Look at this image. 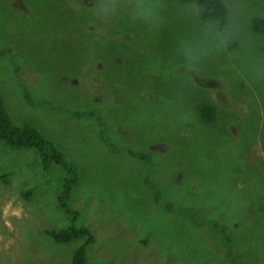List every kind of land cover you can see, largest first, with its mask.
Returning a JSON list of instances; mask_svg holds the SVG:
<instances>
[{
  "label": "rangeland",
  "instance_id": "374dc122",
  "mask_svg": "<svg viewBox=\"0 0 264 264\" xmlns=\"http://www.w3.org/2000/svg\"><path fill=\"white\" fill-rule=\"evenodd\" d=\"M247 2L264 20V0ZM94 5L0 0L5 106L77 166L68 208L94 236L87 263L264 264V66L254 77L229 45L192 76L172 73L184 21L149 30ZM0 176V264H70L84 239L45 234L72 218L57 206L66 171L0 139Z\"/></svg>",
  "mask_w": 264,
  "mask_h": 264
},
{
  "label": "clouds",
  "instance_id": "9594fccd",
  "mask_svg": "<svg viewBox=\"0 0 264 264\" xmlns=\"http://www.w3.org/2000/svg\"><path fill=\"white\" fill-rule=\"evenodd\" d=\"M220 10L211 0H95L94 12L105 20L125 19L141 23L149 30L160 31L169 19L184 21L174 34L172 73L182 69L185 76L194 75L211 57L223 55L229 45L235 46L256 77L264 66V35L253 30L255 13L247 0H219ZM211 11L216 20L202 14ZM255 80L260 81L258 77Z\"/></svg>",
  "mask_w": 264,
  "mask_h": 264
},
{
  "label": "trees",
  "instance_id": "16d2710c",
  "mask_svg": "<svg viewBox=\"0 0 264 264\" xmlns=\"http://www.w3.org/2000/svg\"><path fill=\"white\" fill-rule=\"evenodd\" d=\"M199 3H205V0H198ZM212 3L217 5V10H220L219 0H211ZM205 17H211L213 21L216 20V15L211 11H205L203 14ZM253 30L257 33L264 32V20L253 17L252 19ZM120 74V73H118ZM241 82V76L238 77ZM244 81V80H243ZM243 84V82H241ZM165 85L156 87L155 93L161 95L166 94V90L163 89ZM177 91V90H176ZM154 93V92H153ZM151 93V94H153ZM247 93L253 95L249 90ZM141 96V95H140ZM147 97H150L147 95ZM156 98V96H155ZM158 98V97H157ZM160 101L165 99L162 95L158 98ZM154 102V100L152 101ZM250 103V102H249ZM196 114L199 118L205 119L208 122H212L215 119L216 107L211 102L199 101L195 105ZM79 112H77L78 114ZM250 135V134H249ZM264 137V132L261 134ZM0 139L4 141L6 145L11 148H34L38 152L42 161L43 167L48 169L51 164H56L64 169L67 173V178L64 181L61 191L57 196L58 208L67 215H72V218L63 227L57 229H49L45 231V234L51 236L55 243L69 244L76 239H84V242L78 245L72 253L70 264H88L86 260V247L92 244L94 236L90 229L85 225H76L77 222V210H69L68 203L71 197V192L78 182V168L71 162V160L64 157V155L55 147V145L46 140L41 132L30 122H23L20 125H16L11 116L9 115L5 101L3 98L1 85H0ZM264 148V146H263ZM139 157L142 154L137 153ZM2 177V176H0ZM25 191V190H24ZM31 189L25 191V196L29 197ZM233 256V255H231ZM235 257V256H233Z\"/></svg>",
  "mask_w": 264,
  "mask_h": 264
},
{
  "label": "flooded vegetation",
  "instance_id": "af4514ba",
  "mask_svg": "<svg viewBox=\"0 0 264 264\" xmlns=\"http://www.w3.org/2000/svg\"><path fill=\"white\" fill-rule=\"evenodd\" d=\"M132 73H133V72H132ZM108 84H109V83H108ZM147 95H148V94H143L142 96L147 97ZM170 95H176V94H175V93H170ZM148 96H149V95H148ZM150 130H152V129H150ZM110 131L113 132L112 129H111ZM116 132H123V131H120V130L116 129ZM147 145H148V146H147ZM147 145H146V147L153 148V145H152L151 143H150V144H147ZM142 146H143V144H140V145H139L140 148H141ZM261 146H262V145H261ZM140 148H139V149H140ZM148 149H149V148H148ZM151 150H152V149H149V150H146V149H145V152L147 153V152H150ZM146 153H145V154H146ZM139 154H142V153H139Z\"/></svg>",
  "mask_w": 264,
  "mask_h": 264
}]
</instances>
